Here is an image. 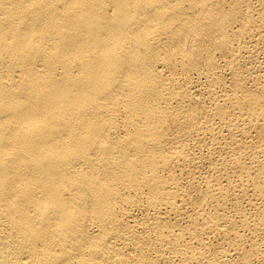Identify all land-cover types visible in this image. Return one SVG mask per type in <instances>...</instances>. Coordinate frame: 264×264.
I'll return each mask as SVG.
<instances>
[{
	"label": "bare ground",
	"instance_id": "obj_1",
	"mask_svg": "<svg viewBox=\"0 0 264 264\" xmlns=\"http://www.w3.org/2000/svg\"><path fill=\"white\" fill-rule=\"evenodd\" d=\"M0 264H264V0H0Z\"/></svg>",
	"mask_w": 264,
	"mask_h": 264
}]
</instances>
